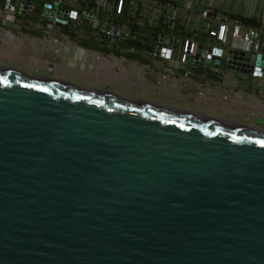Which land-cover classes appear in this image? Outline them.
I'll list each match as a JSON object with an SVG mask.
<instances>
[{
    "label": "water",
    "instance_id": "95a60500",
    "mask_svg": "<svg viewBox=\"0 0 264 264\" xmlns=\"http://www.w3.org/2000/svg\"><path fill=\"white\" fill-rule=\"evenodd\" d=\"M0 264H264V129L0 65Z\"/></svg>",
    "mask_w": 264,
    "mask_h": 264
},
{
    "label": "crops",
    "instance_id": "0c3cea01",
    "mask_svg": "<svg viewBox=\"0 0 264 264\" xmlns=\"http://www.w3.org/2000/svg\"><path fill=\"white\" fill-rule=\"evenodd\" d=\"M4 1L0 65L264 129V79L226 69L216 73L200 64L190 74L168 72L170 61L127 51L129 43L110 44L96 36L87 21L43 31L35 9H16L12 18ZM12 2L18 8L20 0ZM199 2L255 19L264 30V0Z\"/></svg>",
    "mask_w": 264,
    "mask_h": 264
},
{
    "label": "built area",
    "instance_id": "2783aa9c",
    "mask_svg": "<svg viewBox=\"0 0 264 264\" xmlns=\"http://www.w3.org/2000/svg\"><path fill=\"white\" fill-rule=\"evenodd\" d=\"M80 2L46 0L39 11L37 25L48 31L57 25L87 21L93 33L110 44L129 43L125 47L127 51L159 56L171 62L166 71L184 74L192 73L199 66L196 61L200 58L203 66L219 73L221 68L214 63L218 64L221 58L231 59L227 57L229 50H242L250 53L252 65L246 75L264 79L256 74L254 64L258 54L264 55L263 27L247 24L235 14L222 12L211 4L199 5V0H92L88 9L81 8ZM3 6L13 18L18 8L12 0H5ZM34 8L30 3L26 11ZM60 9L62 13L66 10L65 16L58 14ZM44 10L54 18L44 15ZM110 37H116V41L112 42ZM199 44L204 45L203 51H198ZM212 49H219L220 53ZM206 61L213 62L205 64Z\"/></svg>",
    "mask_w": 264,
    "mask_h": 264
},
{
    "label": "trees",
    "instance_id": "16d2710c",
    "mask_svg": "<svg viewBox=\"0 0 264 264\" xmlns=\"http://www.w3.org/2000/svg\"><path fill=\"white\" fill-rule=\"evenodd\" d=\"M30 2H32L35 6V12L39 13V11H41V7L44 4V2L46 0H29ZM81 8H90L92 6V0H87V1H83L81 0L80 2ZM239 18L243 19V21L247 24H253V25H259V23L255 20V19H250V18H246V17H242L240 15H237ZM201 37H199L200 40Z\"/></svg>",
    "mask_w": 264,
    "mask_h": 264
},
{
    "label": "rangeland",
    "instance_id": "374dc122",
    "mask_svg": "<svg viewBox=\"0 0 264 264\" xmlns=\"http://www.w3.org/2000/svg\"><path fill=\"white\" fill-rule=\"evenodd\" d=\"M73 83V82H72ZM191 112H194V113H199V112H195V111H191Z\"/></svg>",
    "mask_w": 264,
    "mask_h": 264
}]
</instances>
